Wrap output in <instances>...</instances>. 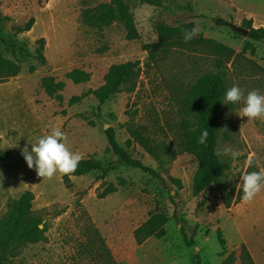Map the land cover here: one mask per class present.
I'll return each instance as SVG.
<instances>
[{
	"label": "rangeland",
	"instance_id": "374dc122",
	"mask_svg": "<svg viewBox=\"0 0 264 264\" xmlns=\"http://www.w3.org/2000/svg\"><path fill=\"white\" fill-rule=\"evenodd\" d=\"M120 4L128 9L137 39H127L121 21L101 25L94 19L104 8ZM30 18L31 29L15 35ZM243 19L252 20L255 29L264 28V0H0V55L21 67L14 78L0 77V148L9 153L0 165V220L9 200L30 191L37 199L31 213L42 216L47 238L14 245L6 254L0 250L3 264H102L100 251L84 253L80 245L92 234L85 222L71 215L77 197L116 264H221L230 255L229 264H247L238 252L240 244L246 245L254 264H264V188L252 202L242 199L229 208L223 206L216 186L198 196L192 193L198 162L183 151L180 101L202 74L213 71L216 57L198 48L172 47L157 50L154 65L145 67L144 46L157 43L160 26L175 30L176 37L195 28V37L212 39L234 52L223 68L228 88L238 84L245 96L253 89L264 95V77L250 65L264 69V43L247 39ZM40 38L45 40L42 46L34 43ZM245 44L243 56L232 67ZM127 61L140 62L133 92L104 101L90 93L103 84L111 65ZM69 73L73 80L65 77ZM76 97L79 100L71 102ZM242 107L243 101L222 102L217 141V151L231 146L241 152L235 159L220 155L229 163L225 184L236 190L245 170H264V118L240 117ZM56 126L66 134L71 151L100 164L89 175L71 177L70 187L59 172L50 179L39 177L21 154ZM109 128L131 158L159 176L121 162L108 144ZM132 132L145 137L157 154L159 146H166L177 156L171 159L166 151L160 158L151 156L133 142ZM253 154L255 163L248 168L245 161ZM110 188L115 191L98 198ZM156 211L168 218L167 224L136 245L135 230ZM218 229L225 240L223 256Z\"/></svg>",
	"mask_w": 264,
	"mask_h": 264
},
{
	"label": "trees",
	"instance_id": "16d2710c",
	"mask_svg": "<svg viewBox=\"0 0 264 264\" xmlns=\"http://www.w3.org/2000/svg\"><path fill=\"white\" fill-rule=\"evenodd\" d=\"M95 21L101 25H107L115 21H121L125 25V31L127 32V39L134 40L138 38L131 16L128 13V9L120 4V6L104 8L97 16L94 17ZM89 16L84 18V21H88ZM34 23V19L30 18L29 21L22 27L16 28L15 35L28 32ZM242 30H246V37L249 40L255 42L264 43V28H253L252 20L243 19L241 22ZM44 39L40 38L34 41L35 44L44 43ZM244 45L240 53L234 57L232 67L235 66L237 61L243 56L245 51ZM174 48H185L184 51H188L191 48H198L203 53L216 57V62L213 63V71L202 74L200 78L192 85L191 89L187 91L185 101H180V112L183 115L182 118V135L184 146L183 151L192 155L198 162V168L193 178L192 193L194 196H198L211 186L218 187V194L220 200L225 208H229L233 204H238L242 200L243 192L242 186L237 190L235 187H230L225 184L226 172L229 170V163L224 162L220 155H217V141L219 131L221 130L220 112L222 107V100L224 99L225 92L228 89V77L223 68L232 60L234 52L227 46L216 42L212 39H206L202 36H196L188 42H185L184 35L176 37V31L166 26H160L157 34L156 44H147L144 46V51L148 53V62L145 63L146 68H150L154 65V55L157 50L169 51ZM173 49V48H172ZM40 61L43 63L44 59L39 55ZM19 62L6 60L0 55V77L5 81L8 78H14L18 76L20 72ZM250 65L257 69L264 77V69L256 65L254 62H250ZM251 67V70H252ZM34 70V68H30ZM140 72L139 61H127L119 64L111 65L104 78L103 84L96 90L90 92L94 97L100 101H104L109 96L127 92L131 93L135 90L137 85V79ZM69 80H73V74L69 73L65 76ZM79 98H73L71 102L78 101ZM207 129L208 138L205 144H199L198 137L201 135L202 130ZM105 135L110 146L111 152L119 157V160L130 167H134L150 176H159V174L143 165L140 161L133 159L130 155L115 141L114 131L107 129ZM133 142L138 143L148 154L155 158H160L166 151L168 156L173 159L177 156L173 149L166 146H159L158 153L151 144L147 143L145 137H141L135 132L131 133ZM131 140L127 141V145H130ZM9 153L2 151L0 148V165L7 159ZM163 162L159 161V165ZM100 168V164L93 158L88 157L82 159L75 172L67 175H62V183L66 187H70L71 177L86 176ZM249 169L248 171H250ZM169 180L173 184L179 182L171 177ZM114 188H110L108 191L102 192L98 195V198H103L106 195L114 192ZM34 200L33 193L25 191L20 195L18 199L9 200L8 211L0 220V250L2 254H6L10 247L21 244H35L44 242L47 240L44 232L46 228L42 224V216L32 215L31 203ZM202 206V203L198 207ZM71 215L79 221L85 222L87 229L91 232L92 237H88L80 245L83 246L84 253L95 254L100 251V257L102 264H116L113 260L106 243L101 236L98 229L94 226L90 216L83 209L80 198L77 197L74 204ZM168 222V218L159 211L151 212L148 215V219L135 230L134 240L136 245H141L145 240L152 237ZM42 226V228H40ZM217 241L222 248L220 256L224 255L225 240L221 235V231L218 229ZM87 248H90L87 250ZM239 254L243 255L247 264H254L250 253L248 252L244 244L238 247ZM1 258V257H0ZM232 255L221 264H229L232 262ZM0 264H3L0 259ZM196 264H200L199 260Z\"/></svg>",
	"mask_w": 264,
	"mask_h": 264
},
{
	"label": "clouds",
	"instance_id": "9594fccd",
	"mask_svg": "<svg viewBox=\"0 0 264 264\" xmlns=\"http://www.w3.org/2000/svg\"><path fill=\"white\" fill-rule=\"evenodd\" d=\"M197 34L196 29L184 30L185 42L190 41ZM243 101V107L237 113L240 117H247L249 120L264 118V95L259 90L253 89L247 92L238 84H233L225 92L224 104H237ZM207 129L202 130L198 137L199 144H205L208 138ZM21 154L27 166L35 168L36 174L41 178H52L57 172L60 174H71L78 168L80 161L84 158L83 153L73 152L67 146V136L61 127L52 128L51 132L37 138L35 144H31V150L27 147L21 150ZM217 155L231 156L238 158L241 152L231 146H226L217 151ZM248 168L255 163V155H249L245 161ZM242 199L246 203L254 200L258 193L264 188V170L247 171L241 176Z\"/></svg>",
	"mask_w": 264,
	"mask_h": 264
},
{
	"label": "bare ground",
	"instance_id": "6f19581e",
	"mask_svg": "<svg viewBox=\"0 0 264 264\" xmlns=\"http://www.w3.org/2000/svg\"><path fill=\"white\" fill-rule=\"evenodd\" d=\"M36 27H37V24L34 26V29H33V31H32L33 33H35V32H36ZM36 200H37V199H36ZM36 200H34V201H33V203H37V201H36Z\"/></svg>",
	"mask_w": 264,
	"mask_h": 264
},
{
	"label": "crops",
	"instance_id": "0c3cea01",
	"mask_svg": "<svg viewBox=\"0 0 264 264\" xmlns=\"http://www.w3.org/2000/svg\"><path fill=\"white\" fill-rule=\"evenodd\" d=\"M5 152V151H4ZM241 245V244H240ZM245 245V244H244ZM246 246V245H245ZM247 248V247H246ZM248 250V249H247ZM249 252V251H248ZM251 256V255H250Z\"/></svg>",
	"mask_w": 264,
	"mask_h": 264
}]
</instances>
